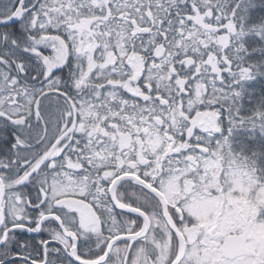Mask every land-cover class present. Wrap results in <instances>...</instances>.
<instances>
[{"label":"snow or ice","instance_id":"obj_1","mask_svg":"<svg viewBox=\"0 0 264 264\" xmlns=\"http://www.w3.org/2000/svg\"><path fill=\"white\" fill-rule=\"evenodd\" d=\"M0 264H264V0H0Z\"/></svg>","mask_w":264,"mask_h":264}]
</instances>
